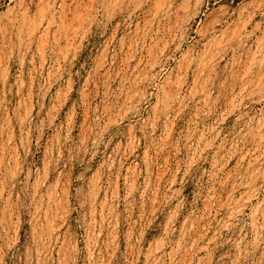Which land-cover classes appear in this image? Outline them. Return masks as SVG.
Segmentation results:
<instances>
[{
  "label": "rangeland",
  "instance_id": "obj_1",
  "mask_svg": "<svg viewBox=\"0 0 264 264\" xmlns=\"http://www.w3.org/2000/svg\"><path fill=\"white\" fill-rule=\"evenodd\" d=\"M0 264H264V0H0Z\"/></svg>",
  "mask_w": 264,
  "mask_h": 264
}]
</instances>
